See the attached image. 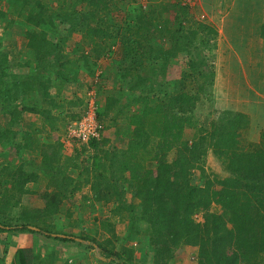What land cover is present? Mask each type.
Instances as JSON below:
<instances>
[{"label": "trees", "instance_id": "16d2710c", "mask_svg": "<svg viewBox=\"0 0 264 264\" xmlns=\"http://www.w3.org/2000/svg\"><path fill=\"white\" fill-rule=\"evenodd\" d=\"M129 2L123 14L115 0H0V264L7 238L23 233L39 240L10 264H58L60 244L141 264L142 241L153 259L182 246L196 264H264V130L254 138L244 113L214 99L217 32L177 0ZM114 51L115 77L95 74ZM84 75L95 77L85 88ZM90 91L100 138L72 141L65 157ZM209 154L223 176L206 171ZM79 193L135 225L137 243L111 250L108 219L102 241L66 230L78 222L63 204Z\"/></svg>", "mask_w": 264, "mask_h": 264}, {"label": "crops", "instance_id": "0c3cea01", "mask_svg": "<svg viewBox=\"0 0 264 264\" xmlns=\"http://www.w3.org/2000/svg\"><path fill=\"white\" fill-rule=\"evenodd\" d=\"M237 1L244 4V9L234 17H231L229 9L224 11L223 7L221 8L222 0H199L200 14L204 16V23L217 32L215 47L211 51L213 63L216 65L215 101L224 110L244 113L251 123L250 135L257 139L259 133L264 130V110L257 108L261 99L264 101V96L259 92V89L264 87V2ZM235 3L236 1L231 0L230 5L234 7ZM250 72L262 73L261 77L255 79H259L260 84L255 80L251 82ZM73 148L71 144H64V151H69V154L65 153V157L71 156ZM120 149L125 148L121 146ZM86 190H89V187ZM25 235L23 233L19 234L18 238H7L9 247L6 264L11 263L17 248L29 247V240H24L27 237ZM19 237H22V246H18ZM4 238L5 235L0 234V241ZM57 254L60 258L58 264H62L58 249L56 256ZM84 262L79 264H85Z\"/></svg>", "mask_w": 264, "mask_h": 264}, {"label": "rangeland", "instance_id": "374dc122", "mask_svg": "<svg viewBox=\"0 0 264 264\" xmlns=\"http://www.w3.org/2000/svg\"><path fill=\"white\" fill-rule=\"evenodd\" d=\"M164 1H172V0H164ZM205 1H210V0H205ZM236 1L235 6L232 7L230 5L231 0H222V5L221 8L223 7L224 11L229 9V12L231 13V17L233 15V17L235 15H238V13L240 12V10L244 9V4L238 2L237 0H233ZM116 4L118 5V7L122 10L123 14L124 12H126L128 10V7L130 5L131 2H129V0H115ZM142 2V1H141ZM177 2H179V4L181 6H185L186 8L189 9L190 14L197 19L198 21L204 22V16L202 14H200L201 10H200V3L199 0H189L188 1H183V0H177ZM264 2V0H263ZM140 3V1H139ZM138 3V4H139ZM233 3V2H232ZM205 7V6H204ZM16 19V18H14ZM173 20V16L172 14H166L164 17V21L168 22L169 24H171ZM6 26L11 27L12 25L7 22ZM2 31V28L0 27V33ZM79 40V36L75 35L73 37V40H70L69 46H71L74 42H77ZM72 42V43H71ZM6 46H8L6 44ZM14 51V50H12ZM88 52V49L86 50ZM114 55H110L109 57H103L98 61V66H97V70L95 74H109V79H112V77H115V71H116V66L114 65L115 63V59H117L119 57V55L117 54V51H114ZM76 55H74L75 57ZM213 61V60H212ZM18 64H20L18 67L21 69V65L24 63L19 62ZM215 66L213 63V67H214V71H215ZM174 76L173 74H170L169 76ZM249 77L251 82H253L256 78L261 77L262 73H255V72H250L249 73ZM85 76V75H84ZM95 77H84V88L86 86H89L90 84H92L94 82ZM258 81V84H260L261 82L259 81V79L255 80ZM264 84V80L262 82ZM109 84V83H108ZM76 86H69L67 89V96L70 95L71 93L75 92ZM85 90V89H84ZM259 92L264 96V87L259 89ZM214 99H215V95H214ZM264 101L263 99H261V103L259 105H257V108L259 110H264ZM219 112V111H218ZM5 122V117L2 116L1 114V108H0V125L2 126ZM190 137V135L188 136ZM71 144V143H70ZM72 145V144H71ZM65 153L69 154V151L66 149V151H64V155H66ZM13 158V154L8 156V161L6 160V162H8V164L10 163V161ZM12 162V161H11ZM205 169L208 173L212 172L214 174H218L220 176H223V171L218 163V161L214 158V156H212L211 154H209L206 157V164H205ZM83 192H87L86 189ZM88 195V194H87ZM72 199V198H71ZM136 202V201H135ZM137 203V202H136ZM63 205H65V207H70L71 212H72V223L74 224L75 222H78V225L75 228H72L70 226V229L65 228L66 230H69L73 233L79 234L81 231L82 232H87L86 234H88L90 237L94 236L95 234V239L97 241H102L105 239L110 238L109 234L107 232H104L101 228L100 225L98 224V221H102L104 219H108L110 223L113 224L114 226V234L115 236L113 238H110V245L109 247L114 249V250H118L120 245L122 243H126V245H130V246H134L135 243H137V227L135 225H130L128 221L125 222H120L118 221V218H116V216L111 215L109 213V209L106 205H98L95 204L94 202H92L91 200L85 201L82 199V196H80L79 194L74 195V198L72 200H70L69 202H65ZM195 220L199 221L200 218L195 216ZM94 221L97 223L96 227L94 226ZM95 232V233H94ZM128 232H131V239H126V236L128 235ZM18 236V234L16 235V237ZM25 239H28V245L29 246H35L39 240V236L38 234H26ZM18 238V237H17ZM22 237H19V244L18 246H22ZM79 241V239H78ZM17 243V241H16ZM125 245V246H126ZM140 245V244H139ZM145 246V241L141 243V245L139 247H137L136 249V256L139 260V262L142 264H196V251L193 248L190 247H179L178 249L176 248L173 249V254H171L170 256H165L162 257L163 255H161L159 258H155L153 259L151 256V251H148L147 249L143 248ZM58 250H60V256L62 258V263L65 260L70 261V264L72 262V264H75V261H78L79 259H84L83 261H85V264H100L99 262H105L103 261L102 257L97 256L95 254L94 251H90L88 250L87 252L84 253L85 249L81 248L78 249L75 245L73 244H60L58 245ZM79 252V253H78ZM78 253V254H77ZM103 257L105 256L104 252L102 251ZM81 261V262H83ZM88 261V262H87ZM79 264V262H77ZM76 263V264H77Z\"/></svg>", "mask_w": 264, "mask_h": 264}, {"label": "built area", "instance_id": "2783aa9c", "mask_svg": "<svg viewBox=\"0 0 264 264\" xmlns=\"http://www.w3.org/2000/svg\"><path fill=\"white\" fill-rule=\"evenodd\" d=\"M188 1L189 0H183ZM88 107L85 111V114L75 122H71L66 127L65 133V143L70 144L72 141H77L87 144L92 139L98 140L100 138L99 124L95 116V101L94 93L90 91L88 93Z\"/></svg>", "mask_w": 264, "mask_h": 264}]
</instances>
